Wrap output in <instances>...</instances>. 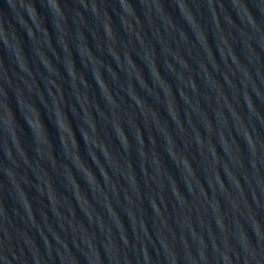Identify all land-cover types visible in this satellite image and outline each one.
<instances>
[{
	"label": "water",
	"instance_id": "water-1",
	"mask_svg": "<svg viewBox=\"0 0 264 264\" xmlns=\"http://www.w3.org/2000/svg\"><path fill=\"white\" fill-rule=\"evenodd\" d=\"M0 264H264V0H0Z\"/></svg>",
	"mask_w": 264,
	"mask_h": 264
}]
</instances>
